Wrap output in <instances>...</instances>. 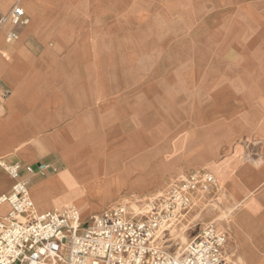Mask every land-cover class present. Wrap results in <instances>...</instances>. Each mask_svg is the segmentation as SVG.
Segmentation results:
<instances>
[{
	"label": "crops",
	"instance_id": "1",
	"mask_svg": "<svg viewBox=\"0 0 264 264\" xmlns=\"http://www.w3.org/2000/svg\"><path fill=\"white\" fill-rule=\"evenodd\" d=\"M21 6L18 40L0 33V159L21 166L36 209L72 204L82 220L205 169L215 193H196L193 208L222 199L226 262L264 264V26L240 55L210 56L187 101L181 78L155 84L136 57L119 55L122 31L89 1ZM25 165L45 168L29 177ZM11 185L0 168V194ZM218 212L209 221H223Z\"/></svg>",
	"mask_w": 264,
	"mask_h": 264
},
{
	"label": "built area",
	"instance_id": "2",
	"mask_svg": "<svg viewBox=\"0 0 264 264\" xmlns=\"http://www.w3.org/2000/svg\"><path fill=\"white\" fill-rule=\"evenodd\" d=\"M0 7V33L5 44L18 40L15 28L28 23L22 0ZM0 168L11 178L9 191L0 194V264H228L227 233L207 221L179 255L156 244L159 230L172 224L194 204V196L215 193V177L205 169L187 171L173 180L162 202L153 203L145 216H131L123 204H108L80 220L72 204L39 212L30 196L21 166L0 159ZM44 166L25 165L31 177ZM213 196V195H212Z\"/></svg>",
	"mask_w": 264,
	"mask_h": 264
},
{
	"label": "rangeland",
	"instance_id": "3",
	"mask_svg": "<svg viewBox=\"0 0 264 264\" xmlns=\"http://www.w3.org/2000/svg\"><path fill=\"white\" fill-rule=\"evenodd\" d=\"M87 1L94 10H102L99 15L103 23L115 25L116 30L122 31L119 55L136 57L138 72L154 74L155 84L164 73H169L171 84L181 78L178 83L185 87L187 101L192 99L194 78L199 79L201 70L208 69L210 56L220 52L240 55L243 39L247 44L256 40L253 37L258 35V26H264V0ZM114 2L119 7L117 12H105ZM173 180L153 193L130 195L111 205L123 204L129 215L145 216L151 212L153 203L165 199ZM210 199L205 207H192L172 224L162 227L157 234V246L169 254L179 255L201 227L219 213L218 209L219 220L223 221L215 223L226 230L224 218L228 220L229 214L227 216L221 208L222 199ZM4 210L0 208V213ZM96 213L84 216L83 220ZM229 244L227 240L226 247Z\"/></svg>",
	"mask_w": 264,
	"mask_h": 264
}]
</instances>
